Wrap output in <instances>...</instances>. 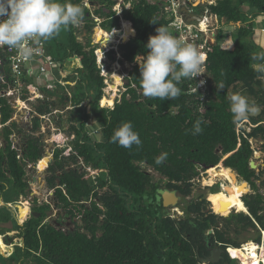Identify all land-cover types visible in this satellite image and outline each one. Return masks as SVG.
<instances>
[{
    "label": "trees",
    "instance_id": "1",
    "mask_svg": "<svg viewBox=\"0 0 264 264\" xmlns=\"http://www.w3.org/2000/svg\"><path fill=\"white\" fill-rule=\"evenodd\" d=\"M95 1L98 7L91 13L85 0H58L81 5L83 28L87 32L94 25L93 14L103 18L100 24L104 30L115 32L112 29L120 25V17L113 9L116 1ZM159 2L132 0L129 8L122 7L121 16L131 22L135 35L118 47L123 58L121 62L133 64L128 69L125 89L112 108L99 105L100 98L102 105L113 104L114 95H103L104 77L100 75L94 52L97 44H92L88 38L85 42L78 40L76 31L80 27L77 25L64 28L63 41L57 34L51 38L62 51L58 62L62 65L70 60L72 70L77 72L72 76L75 85L70 87L71 99L81 104L75 112V124L71 125L77 152L76 155L72 151L64 153L61 158L60 149L55 150L46 168V183L53 188V199L64 217L60 220L48 218L51 205L43 201L41 204L35 202L32 213L18 220L17 208L8 202H16L27 194L29 185L24 162L19 160L17 149L9 139L17 124L3 125L0 132L4 139V146L0 147V199L4 204L0 206V224L10 222L13 233L3 232H7L9 240L14 239L13 250L8 256L0 251L6 264H24L27 260L34 264H196L203 238L214 244L223 243L224 247H239L243 240L236 236L247 232L248 228L256 229L253 219L260 230L264 229V197L256 184L264 173V165L259 172L250 168L254 149L248 140L264 139V124H257L249 131L241 127L238 132L228 100L231 89L233 94L245 93L252 99L249 104L261 109L257 117L249 116L248 119L254 124L264 120V75L257 70L264 61L252 59L254 54L264 50L246 43L244 38L251 33L252 23L243 24L248 13L241 9L246 3L254 9L251 14L264 16V0H217L211 7L215 14L242 22L236 31L239 38L231 50L221 48L218 42L208 46L203 64L207 77L204 93L200 89L192 91L193 80L182 78L177 85L180 95L163 101L142 95L139 66L135 61L136 56L148 51L144 46L148 37L156 34L158 26L172 33L173 17L161 12ZM106 54L111 61L115 59L113 49ZM98 55L100 57L99 51ZM221 83L224 89L216 87ZM11 111L9 103L0 98L1 123L8 121ZM90 114L102 133L101 140L94 142L85 131ZM197 120L201 121L203 131L193 134ZM125 122H131L133 130L139 134V146L124 148L111 141L114 130ZM24 139V159L35 162L42 155L40 144L29 134H25ZM162 153L167 157L157 164L156 159ZM77 156L95 169V181L77 167L67 166L69 162L75 163ZM143 165L158 172L162 180H154ZM209 166H212L209 170L227 179L237 173L249 183L251 192L244 194L241 200L245 210L240 205L238 209L242 212H231L227 216L210 210L201 213L209 204L205 195L187 198L195 184L193 178L199 170ZM260 183L264 185V177ZM224 185L221 181L220 192L230 195ZM102 188L106 189L99 192ZM162 188L174 190L184 199L179 200V208L185 212L183 217L172 218L167 213L162 205ZM3 193L8 195L3 198ZM210 202L215 212L225 214L224 207H219L215 199ZM6 207L9 211L2 212ZM28 210V204H24L19 215L27 214ZM64 218L73 221L75 227L65 230ZM3 228L0 225V230ZM259 238L258 232L256 239ZM197 247L199 250L195 252ZM232 260L225 255L217 264H231Z\"/></svg>",
    "mask_w": 264,
    "mask_h": 264
},
{
    "label": "rangeland",
    "instance_id": "2",
    "mask_svg": "<svg viewBox=\"0 0 264 264\" xmlns=\"http://www.w3.org/2000/svg\"><path fill=\"white\" fill-rule=\"evenodd\" d=\"M129 1L131 2L132 0L125 1V3L129 4ZM125 3L123 2L120 7L117 5L119 11H122V7H126V8L130 7V5L125 6ZM196 4H198L199 6L194 7V5H196ZM207 4H208V7L205 8V6ZM216 4H217L216 0H207V2L205 0H194L193 3L188 6V9H189V11H191L193 13H197L198 15H201L203 10H205V11L207 10L206 12L210 15V20L212 21V24L218 26L214 30V33H211V32L208 33V34H210L209 35L210 40L214 44L218 42L220 47L223 49L231 50V49H233L235 40L238 37V36H236V31L242 25V22L235 21V20H227V18H225L223 16L220 17L217 14H215V12L211 9V7L216 5ZM85 5L90 9L91 13L95 7H98L95 0H93V1L85 0ZM248 5L249 4H246V3L241 5V9H243L246 13H248L246 22L243 24L252 23L251 28H250L251 33L247 34L244 39H245L246 43L248 42V44H250L251 46L260 47L264 50V30H263V28H264V16H262L263 14H259V15L258 14H255V15L252 14L251 16H253V18H250V14H251L250 11H253L254 9L252 10V8ZM115 6L113 9H115ZM91 16H94L93 17L94 25H93L92 29L87 32L83 28V23L85 21L82 20L77 25L78 27H80V30L76 31V34H77L76 38L78 40L83 41V42H85L86 38H88V39H90V42L92 44H97V47L100 46L101 49H105V50L110 48L111 46L114 47V50H115L114 51V55H115L114 60H116V61L111 63L112 61L109 59L107 62L110 70H109L108 76L106 77V81H104L106 87L104 86V88H103V95L109 96L112 94L115 97H118L119 93L122 92V90L125 87L124 81H126V78L128 77V71L127 70L131 68V65L133 63L130 64L129 62L123 61V60H122L123 62H121V59H123V58L120 55V50H119V47L117 44L118 43L117 40L113 43H107V44L102 43L103 36L109 35L112 33L115 34V32H110V31L104 30L102 28V24H100V22L102 21L103 18H100L94 14ZM189 20H193V19H189ZM96 27L101 28L100 33L97 35H95V33H94ZM215 34H216V38H215ZM219 34H221L222 36L219 37L218 36ZM133 35H134V33H133ZM133 35H130V36H133ZM57 37L59 39H61L62 41L64 40V28H62L60 30V32L57 34ZM127 38H128V36H127ZM126 39H120L121 40L120 43L125 42ZM47 45L49 46L47 55L49 57H51L52 59H54L55 61H60V58H62V51L59 49V46L56 44L54 39L47 40ZM210 45H212V44H210ZM99 52H100V50H99ZM139 59H140V57L138 56L137 62H139ZM70 65H71L70 60H68L66 63L64 62L62 65L60 64V62H58L57 65H55V68L52 70L55 80L60 75V72H59L60 67L64 68V74L67 73L68 76H71V79H67L70 81L71 84H67V86H64V101L63 100H61V101L57 100L54 103L48 102V103H50L49 105L51 107H53V108L56 107V108H59L62 110L61 113L64 115V118L61 119V121L62 122L64 121V126H61V125L60 126H61V130L63 133H61L60 136L55 135V133H53L54 132L53 130L55 128L53 130L51 128L48 129L49 128V122L45 121V120H43L42 123L39 125V122L36 121V118H33L30 121L18 119L17 121H19V123L22 124L24 132L22 133V145L19 142L17 147H14L15 149H17L19 160H21V162H24L25 177H26V179H27L26 181L28 182V185H29V191L27 192V194L18 198L17 205H22V204L24 205L25 203H23V202L28 201V207H30L31 205L34 206L35 202H36V204H41L43 201H45L47 199V201L50 202V205H51V208L48 210V214H49L48 218H50V219L57 218L59 220L62 217H64V215H63V212L61 211V209L59 207H57V203L53 199V197L50 199V197H51V194H49L50 193V187L46 183V176L48 175V173L46 172V170H47L46 168H47L49 162H51L55 150L60 149V156L59 157H61V158H62V156H64V153L67 154L68 152L72 151L76 155V152H77V151H75V147H74L75 146L74 145L75 133L73 132L71 125L75 124V119H74L76 117L75 112L77 111L78 108H81V106H80L81 104L75 103L71 99V88L70 87H73L75 85V82H76V81H74L75 79H72L73 78L72 76L73 75L75 76L77 72H75V70H72L74 67L71 68ZM114 75H118V77H120V81L119 80L117 81L115 79ZM112 77H114V79ZM110 82H112V84H110ZM109 84L112 85V87L115 89L112 90L109 87ZM54 89L55 90L58 89L57 84L54 86ZM60 91H63V87H60L59 90L55 92V95H57ZM232 94H233V91L231 89L230 95H232ZM242 96L246 97L248 99V101L252 100L251 97L247 96L245 93H242ZM100 104H101V99H100ZM102 106L109 107V106H112V104L108 105L106 103L105 105H102ZM260 113H261V110H260ZM0 120H1V118H0ZM89 120L90 121L88 123H86V125H85V131H87L88 135L92 138L93 142L97 141V140H101L102 135H100V133H99L98 124L94 121L91 114L89 115ZM14 122L16 123V121H14ZM56 124L57 123H55L54 126H56ZM57 126H59V124H57ZM244 126H245V124H244ZM246 129H249V128H246ZM0 132H1V128H0ZM25 134L26 135L29 134L33 138H36L38 140V143L40 144V148L42 149V155L35 162L27 161V159H24L25 156H24V148L23 147L26 144L25 139H24ZM10 137H11V135H10ZM61 137H62V140H61ZM1 139H2V136L0 135V140ZM250 139L252 142V147L254 148L253 155H252L251 159L254 160V162L257 165L255 168L256 172H259L261 170L262 166L264 165V139L259 138V137L250 138ZM20 145H21V147H20ZM67 166L68 167H77L78 171L85 172L87 174V176L90 177V180L95 181V176H96L95 169L90 164H87L86 162L82 161L81 157L77 156L75 163L69 162V164ZM211 167L212 166H209L206 168L207 170L205 172L207 174L205 172L200 173V170L198 168L199 172H198V175L193 178L195 184L192 186L193 188H192V191H191L189 197H196L199 194L205 195V197L209 201V204H207V207L204 209H208V210H210V211H212L218 215H221V216H227L231 212H234V213L235 212H242V211H237L235 208L236 206H231V205L229 207H224V213H225L224 215L217 213L213 210L210 200L215 199V201L218 203V206L222 207V205H220V202L223 200L226 201V200L231 199V195H227L225 192H220V191H222L221 187H220L221 180H219V178H217L215 175L213 176V174L209 175L208 170ZM143 169H146L151 174V176L154 180H159L162 178L161 175L158 172H156L155 170H153L151 167L143 165ZM219 177L222 178L221 175H219ZM261 177L262 178L264 177V173L262 174ZM261 177L258 180H256V184L258 185V189L263 194V197H264V185L260 183V180L262 179ZM237 179L239 181L242 180L241 177H238V176H237ZM210 180H211V182H210ZM242 181H245V180H242ZM232 183H233V181H232ZM232 183H230L228 186L231 187ZM228 186H227V188H229ZM105 189L106 188H102L101 190H99V192H102ZM210 190H215V191L218 190V191L214 192V191H210ZM239 192L241 193L239 196H240V199L242 200V196L244 194L251 192L250 186L248 185V187L239 189ZM233 194L235 195V197L237 196L235 191L233 192ZM4 195H5V193H3V198H4ZM7 195H5V196H7ZM32 199H33V201H32ZM182 200H184V199H182ZM26 205H27V202H26ZM16 208L18 209V207H16ZM168 208H169V206H168ZM5 211L6 212L9 211L7 209V207L2 210V212H5ZM170 211L172 212V214L170 213V215H172L174 217H177V216L181 215V213H182L179 208L177 209L176 207H173V205H172V207H170ZM17 215L19 216V211L17 212ZM12 219H13V217H12ZM64 220L65 221L62 224V226L64 227L65 230L66 229H73L75 227V224L73 221H70L68 218L67 219L64 218ZM253 221L255 222V224L257 226L256 229L255 228H248L247 232L240 233L238 236H236V238L238 240H243L242 241L243 244L247 243L249 241L254 242L259 249L262 245H264V233H262V231L259 229L260 227L258 226V224L256 223V221L254 219H253ZM78 222L80 223V221H78ZM0 225L4 226V228L2 230H0V232H3L5 230V231L9 232L10 234L13 233L12 228L10 226L11 224L9 221L4 223V224H0ZM221 225H222V223L219 224V226H221ZM7 232H3L2 234H6ZM258 232L260 235L259 240L256 239ZM11 242H12V240H11ZM11 242L7 241V243H6L7 246L4 245V247L1 248L2 251L5 252V254L1 253L2 255L8 256V254H9L8 251H10V253L12 252L13 249L10 250V247L13 248V246L10 245ZM241 244H240V246H241ZM15 258L18 259L19 257L15 255ZM204 262L199 260L198 256H197L196 264H205ZM240 262L241 261L239 259H233L231 261V264H239ZM6 263H7L6 260L2 259L0 256V264H6ZM24 264H34V263L27 260V261H25Z\"/></svg>",
    "mask_w": 264,
    "mask_h": 264
},
{
    "label": "clouds",
    "instance_id": "3",
    "mask_svg": "<svg viewBox=\"0 0 264 264\" xmlns=\"http://www.w3.org/2000/svg\"><path fill=\"white\" fill-rule=\"evenodd\" d=\"M198 6L199 5H196L194 7ZM185 11H187V9H185ZM188 14L189 17L195 16L196 19L200 18V15L197 13L191 12ZM83 17L84 11L81 5L71 2L60 3L58 0H0V48L7 47L15 49L22 60L29 61L33 58L34 54L40 50L38 47H32L31 42L40 45L42 42L53 38L62 28L78 25L83 20ZM119 17V27L113 28V30H116L115 35L117 36V44L120 43V36L123 32L121 24L122 16ZM119 29L120 31H117ZM155 32V35H150L148 37V41L144 46L148 50L146 54L143 56L138 55L140 57L139 62H137L138 56L135 57V61L139 66L140 76L138 80L140 82L141 93L145 97L158 98L162 101L174 99L181 93V89L177 85L181 82L182 78L194 80L195 77L203 74L202 64L205 61V56L198 51L195 46L179 41L164 26H158ZM130 35H128L126 40L131 37ZM110 49L114 50V47L111 46L109 50ZM95 56L97 60L96 53ZM252 59L264 61V51L254 54ZM257 70L264 75V65H258ZM126 82L127 81H124V85ZM201 83L203 82L201 81ZM216 87L218 89H224L222 83L216 85ZM120 93L118 97L115 99L113 98V104L108 108L113 107L116 99L120 97ZM228 100L229 111L233 116L234 122L237 124L243 122L245 124V126L241 124L239 127H237L236 124L238 132L241 127L249 131L251 127L257 124H264V120L254 124L248 119L249 115L255 109L249 104L246 97L240 94H232L228 97ZM246 119L252 125L245 121ZM202 131L201 121L197 120L193 126V134H199ZM248 140L252 147L251 139L248 138ZM111 141L124 148H131L133 145L139 146L141 144L139 134L133 130L131 122H125L116 128L111 137ZM166 157L167 154L162 153L157 157L156 163H163ZM219 163L222 164L221 161ZM206 168L200 173L205 172L207 170ZM236 175L238 176L237 173ZM31 206L29 207L30 210L27 213L28 215L31 213ZM245 213H248V211ZM27 216H25V218ZM18 220H20L19 217ZM261 231H264V229H261ZM229 246L231 245L227 247ZM10 250H12V247ZM0 251L5 254L1 248Z\"/></svg>",
    "mask_w": 264,
    "mask_h": 264
},
{
    "label": "built area",
    "instance_id": "4",
    "mask_svg": "<svg viewBox=\"0 0 264 264\" xmlns=\"http://www.w3.org/2000/svg\"><path fill=\"white\" fill-rule=\"evenodd\" d=\"M193 1L194 0H160L159 4L162 8V13L168 15L170 14V16L173 17V21L171 22L173 30L171 34L182 43L195 46L198 51L206 56L208 46L210 44H214L210 40V34L208 33H214V30L218 26L212 24L210 15L206 12L207 10L202 11V14L200 15L201 19L194 18L193 20H189L190 18L188 13H191V11H189L188 6L191 5ZM205 1L207 2V0ZM123 2V0H117L115 3L116 14L119 16H121V11H119L117 5L120 7ZM126 5H130V3H125V6ZM207 7L208 4L205 6V8ZM185 9H187L186 12ZM251 15L252 14H250V18H253ZM117 31H120V29ZM31 46L34 48L38 47L40 50L35 53L33 58L29 61L22 60L19 56V53L15 49L7 47L0 48V98H4L12 109L11 116L8 121L4 124L0 122V128L2 129L3 125H10V123L16 121L17 127L14 128L9 134V139L13 147H17L19 142L22 145V133L24 130H22V124L17 121L18 119L30 121L31 119L36 118V121L39 122V125L43 120H45L49 122L48 129L51 128L53 130L55 128L53 130L55 135L60 136L61 133H63L61 130V126H64V121H61V119L64 118V115L61 113L62 110L56 107H51L49 105L50 103L48 102L54 103L57 100L61 101L62 98L64 101V86H67V84L71 83L69 80H67L68 75L67 73L64 74V68L62 67L59 68V77L56 80L54 79L52 70L55 68V65H57L58 61H55L47 55L48 47L45 41L40 45H36L34 42H31ZM99 50L100 57L97 53ZM108 50L109 48L105 50L101 49L100 46L94 50L97 55V66L99 68L100 75L104 77V81H106V77L109 74V65L107 63L109 59L106 54ZM204 63L205 61L203 64ZM203 64V74L194 78L193 82L195 84L192 88V91L200 89L203 91L202 93H204L205 89L207 88V77ZM201 81L203 83H201ZM56 84L58 85V89L55 90L54 86ZM60 87H63V91H60L57 95H55V92L58 91ZM115 98L116 97L114 96V99ZM245 121H247V119ZM55 123L59 124V126H57V124L54 126ZM248 123L252 125L250 122ZM241 124L243 125L244 123L242 122L237 124V127H239ZM19 128L22 129L20 130ZM1 146H4L3 138L0 140V147ZM49 194H51V199L53 197V189H50ZM17 202L18 201L8 202V205H13L12 203H14L13 206L18 207ZM26 202L28 204V201ZM45 202L50 203L47 201V199ZM3 204L4 202L0 199V206ZM262 233H264V231H262ZM0 237L6 246L7 241L11 242V240L12 242L10 245H13L14 239L9 240L7 233L1 234ZM226 249L228 250L230 258L238 259L237 257L231 255L229 247ZM9 252L10 251H8V253ZM257 252L260 254V248H257ZM262 260L263 259L260 258L259 262L264 264ZM239 264L242 263L240 262Z\"/></svg>",
    "mask_w": 264,
    "mask_h": 264
},
{
    "label": "bare ground",
    "instance_id": "5",
    "mask_svg": "<svg viewBox=\"0 0 264 264\" xmlns=\"http://www.w3.org/2000/svg\"><path fill=\"white\" fill-rule=\"evenodd\" d=\"M190 19H192V18H195V16H191V17H189ZM199 19H201V18H199ZM121 24H122V29H123V32L121 33V36H120V39H126L127 38V36L128 35H130V34H132L133 35V33H134V29L132 28V26H131V24H130V21H127V20H125V19H121ZM100 30H101V28H99V27H96L95 28V31H94V33H95V35H97V34H99L100 33ZM117 40V36L114 34V33H112V34H109V35H105V36H103V38H102V43L103 44H107V43H113V42H115ZM101 44V43H100ZM102 45V44H101ZM114 77H115V79L118 81H120V77H118V75H114ZM114 77H112L113 79H114ZM120 83V82H119ZM110 84H112V82H110ZM110 88L112 89V90H114L115 88H113L112 87V85H110ZM255 157V156H254ZM211 174H213V176L215 175L217 178H219V180H221V181H224L221 177H219V175L217 174V173H214V171H213V169H211V170H209V175H211ZM215 177V178H216ZM216 178V179H217ZM233 181L236 183V184H241V183H243L244 181H239L238 179H237V177L236 178H234L233 179ZM210 182H211V180H210ZM224 188L225 189H227V183L224 181ZM229 187V186H228ZM230 188V187H229ZM221 190H222V188H221ZM23 203H25L26 204V202H23ZM234 203V200H226V201H221L220 202V205H222V207H229L231 204H233ZM23 206V204L22 205H19V207L21 208ZM29 211V210H28ZM20 212V211H19ZM25 215H27V214H25ZM25 215H23V216H21V217H24ZM4 242L1 240V237H0V248H3L4 247ZM257 246H256V244L254 243V242H247V243H242L241 244V247H239V248H236V247H230L229 248V251H230V253H231V255L232 256H234V257H237L240 261H241V263L242 264H261L260 262H259V259L260 258H262L263 259V262H264V245H262L261 247H260V250H261V252H260V254H259V252H257Z\"/></svg>",
    "mask_w": 264,
    "mask_h": 264
},
{
    "label": "flooded vegetation",
    "instance_id": "6",
    "mask_svg": "<svg viewBox=\"0 0 264 264\" xmlns=\"http://www.w3.org/2000/svg\"><path fill=\"white\" fill-rule=\"evenodd\" d=\"M232 181H233V176H232V178H231V180H230V183H232ZM229 184H227V186H228ZM226 186V187H227ZM245 187H248V183H246V182H243V183H241V184H236L235 182L234 183H232V185H231V187L230 188H227V190H229L230 191V195H231V199H229V200H234V203L233 204H231V206H236L235 208H236V210L237 211H240L239 209H238V207L241 205L242 206V202H241V199H240V192H239V189H242V188H245ZM236 192V194H237V196L235 197V195L233 194V192ZM177 195H178V201H177V203L175 204V205H173V207H176L177 209L179 208V206H180V204H179V200H181L182 199V197L177 193ZM188 198H191V197H188ZM170 207H172V205L171 206H169V208L168 207H166V210H168V214L170 215V213L172 214V212L170 211ZM243 207V210H245V208H244V206H242ZM180 209V208H179ZM181 210V215H179V216H177V217H174V216H172V215H170V217H174V218H179V217H183L184 215H185V212H184V210L183 209H180ZM208 211V209H201V213L202 212H207ZM178 212V211H177ZM193 214V213H192ZM209 232L211 231V230H208ZM202 245H203V248L200 250V255H199V257H198V259L199 260H201V261H205V259H207V258H210L211 257V255H212V251L213 250H216V249H221V250H223V252L222 253H220V255L218 256V259H217V262H214L213 264H217V263H219V262H221L222 260H223V258L225 257V255H228L229 256V254H228V250H226V247L228 246V245H226L225 247L223 246V243H220V242H216L215 244L212 242V241H210L208 238H203V240H202ZM230 247H235V246H229V248ZM239 247H241V246H239ZM239 247H236V248H239ZM199 250V248L197 247V249H196V251L195 252H197ZM205 264H210L211 262H208V261H205L204 262Z\"/></svg>",
    "mask_w": 264,
    "mask_h": 264
},
{
    "label": "water",
    "instance_id": "7",
    "mask_svg": "<svg viewBox=\"0 0 264 264\" xmlns=\"http://www.w3.org/2000/svg\"><path fill=\"white\" fill-rule=\"evenodd\" d=\"M134 34H135V30H134ZM254 109L255 110L249 116L256 117V116L259 115L261 109L259 107H254ZM249 166H250L251 169H255L257 165L254 162V160L250 159ZM244 182H246V181H244ZM161 198H162V205L164 207H168V206H171V205H175L177 203V201H178V195H177L176 191L169 190V189H163L161 191ZM18 211H20V207L19 206H18ZM25 216L24 217H21L19 215L18 217H19L20 220H22V219L25 218ZM222 252H223V250H221V249L213 250L211 257L205 259V261H208V262H211V263L217 262L218 256Z\"/></svg>",
    "mask_w": 264,
    "mask_h": 264
},
{
    "label": "crops",
    "instance_id": "8",
    "mask_svg": "<svg viewBox=\"0 0 264 264\" xmlns=\"http://www.w3.org/2000/svg\"><path fill=\"white\" fill-rule=\"evenodd\" d=\"M219 175H221V174H219ZM221 176H222V175H221ZM236 177H237V175H234V176H233V179L236 178ZM222 178H223V180H224L227 184H230V180H231V179H227V178H225V177H223V176H222ZM233 183H234V181H233Z\"/></svg>",
    "mask_w": 264,
    "mask_h": 264
}]
</instances>
